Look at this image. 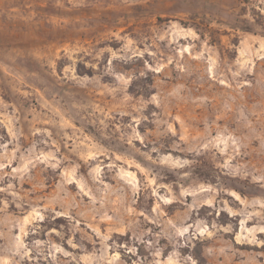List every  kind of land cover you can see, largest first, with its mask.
<instances>
[{"label":"rangeland","instance_id":"obj_1","mask_svg":"<svg viewBox=\"0 0 264 264\" xmlns=\"http://www.w3.org/2000/svg\"><path fill=\"white\" fill-rule=\"evenodd\" d=\"M0 264H264V0H0Z\"/></svg>","mask_w":264,"mask_h":264}]
</instances>
